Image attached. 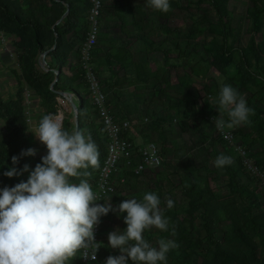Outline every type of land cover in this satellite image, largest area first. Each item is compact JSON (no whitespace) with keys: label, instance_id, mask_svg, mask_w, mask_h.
Masks as SVG:
<instances>
[{"label":"trees","instance_id":"1","mask_svg":"<svg viewBox=\"0 0 264 264\" xmlns=\"http://www.w3.org/2000/svg\"><path fill=\"white\" fill-rule=\"evenodd\" d=\"M205 1L210 3L219 18L218 24L210 22L207 29L211 33V37H209L211 47L207 51L209 63L224 73L228 68L233 67L239 75L237 86L240 90H246L251 95L247 99V105L254 110V114L249 117L251 123L248 124L252 131L245 132V128L241 125L236 139L239 137L247 139L248 143L242 148L247 151L254 166L264 176V162H258L255 158L254 160L252 158L254 156L251 155V148L264 136V41L251 37L245 46L240 37L235 36L232 32V23L225 14L223 0H198V11L203 7ZM105 5L106 0H104L102 18L105 14ZM90 7L91 0H0V30L11 33L20 40L13 45L18 67V72L15 71L19 84L16 96L13 97V102L5 103L0 99V119L6 121L7 128L11 130L9 140L6 143L2 140L0 143V188L5 185L14 186L26 180L29 175L28 172L11 178L3 175V172L7 170L3 166H11L13 155L19 156L21 150L30 147L36 148L35 156H22L19 164L16 165L18 169H22L24 164H28L31 169L40 162V157L47 152L46 147L43 144H35L29 134L28 130L31 125L24 114L25 107L31 105L37 108L41 107L47 114L50 106L57 105L59 95L69 92L74 93L73 95L77 97H74V102L78 106L79 130L91 134L99 151V166L96 169H88L91 172L90 177H71L69 180L70 183L78 184L79 179H87L92 188L95 187L100 169L107 156L108 135L104 126L97 121V109L91 104L89 87L85 82L80 58V48L86 40L89 30L87 18ZM67 10L70 11L69 15L58 24ZM247 15L252 32L258 36L262 33L264 25V0H254ZM103 21L102 19L100 38L103 36ZM197 32L199 33L200 30L195 27L190 34ZM214 34L222 35L221 40L214 37ZM179 37L180 40L176 42L175 46L180 52H184L181 40L188 39L189 35L179 34ZM99 43L93 48L95 63ZM44 54H47L46 67L41 63ZM129 59L130 53L127 48H119L118 54L111 60L107 59V62L114 71L118 64L127 62ZM96 70L98 74V68ZM147 71L144 63H136L129 74L133 73L143 81L148 78ZM56 78L58 80L53 85ZM126 80V76L117 78L114 84L108 80L103 82L100 80L105 91L107 88L110 90L109 96L106 92V102L109 110L119 122L139 117H129L126 112L116 113L110 107L116 102L114 93H112L115 89L114 86L123 85ZM26 91L32 95L35 103L26 101ZM210 96L213 97L214 94L210 93ZM1 110H7V112L1 114ZM227 119L225 113V120ZM153 123L151 120V126L148 125L142 131V138L154 140L149 135L151 130L155 140L163 145L161 157H165L164 167L168 166L172 169L171 162L168 161L169 157L165 152L170 143V134L163 125L157 124L153 127ZM64 127L69 130L75 128L74 114L65 116ZM198 133L208 144V150L212 153V149L217 147L218 141L214 142L213 139H209L203 130L199 129ZM219 140L224 139L221 136ZM214 153L210 156L221 154L217 151ZM239 158L237 166L230 164L222 169H215V172L210 169V164H197L193 160L187 162L181 169L174 171L170 179L172 184H175V179L182 178L176 196L188 211H195L198 214L197 217L182 219L180 210L175 206L167 208L166 196L160 191L161 200L164 202L163 214L169 218L168 235L179 244L178 249L181 251L179 257L170 260L167 254V264H196L199 258L203 259L204 264H264V206L252 184L261 185L263 180L251 172L241 156ZM139 163L140 159L136 158L133 161V166ZM220 171H222V175L219 174ZM128 175L136 179L146 174L136 176L127 171L124 173L123 181L120 177H116V182L120 185L116 186L113 194L104 198L103 203L108 202L110 198V202H112L114 195L121 192L122 187L127 186L125 182ZM220 177H224L222 186L217 185ZM245 177L248 178L247 181H245ZM170 198L173 202L175 201L171 196ZM101 220L103 234L105 227L103 216ZM172 227L175 228L174 236L171 232ZM146 240L153 245L150 240ZM81 251L82 249L66 264H72L73 259L76 260V264H82ZM119 254V250L115 249L113 256ZM103 262L104 260L100 261L99 259L97 264H103ZM129 264H132L130 260Z\"/></svg>","mask_w":264,"mask_h":264},{"label":"rangeland","instance_id":"2","mask_svg":"<svg viewBox=\"0 0 264 264\" xmlns=\"http://www.w3.org/2000/svg\"><path fill=\"white\" fill-rule=\"evenodd\" d=\"M253 2L254 0H223L225 14L232 23V32L240 37L245 46L251 37L264 41V25L262 33L258 36L250 27L247 11L252 8ZM170 7L171 10L164 13L148 7L147 0H106L105 14L102 18L104 20L103 36L97 48L96 64L99 79L102 82L108 80L114 84L117 78L125 76L127 78L125 84L114 86L112 93L116 102L110 106L111 109H114L116 113L126 112L129 117H149L154 122L153 127L161 124L170 134V143L165 152L172 169L168 166L164 167L165 157H162L163 165L146 173L145 176L135 179L128 175L125 182L127 186L122 187L121 192L112 196L111 203L116 206L121 201L131 198L139 201L142 200L145 192H154L160 198V208L163 211L164 202L159 194L162 191L166 196L165 201L171 199V196L175 200L174 206L181 212V218L186 219L197 217L198 214L195 211H188L176 196L182 178L175 179V184H172L170 179L174 171L193 160L197 164H210V169L215 172V169L219 168L215 167L213 162L218 155L210 156L212 153L215 154V151L230 156L233 160L232 165L237 166L240 159L238 149L248 143L245 137L236 139V147L227 144L225 140H219L222 134L213 123V117L218 115V111L207 101L211 97L210 93L214 94L213 99L217 98L221 82H223L236 88L246 101L251 95L237 86L239 75L233 67L228 68L224 73L209 63L207 51L211 47L209 38L211 33L207 29L210 22L219 23L218 15L210 3L205 1L200 11H198V0H170ZM195 27L200 32L190 34ZM179 34L189 35L188 39L181 40L185 54L175 46L180 40ZM215 36L218 40L222 38L219 34H214ZM119 48H127L130 59L118 64L113 71V68L108 66L107 59L111 60L116 56ZM14 62L17 63L16 57ZM136 63H144L148 69V78L143 81L133 73L129 74ZM106 92L109 96L108 88ZM31 102L35 103L33 100ZM29 107V124L32 127L46 113L41 107L40 110L33 105ZM97 121L99 122L98 119ZM242 126L245 132L252 131L248 124ZM199 129L203 130L209 139L218 141L212 153L208 150V144L200 137ZM29 134L35 144H41L33 133L29 132ZM139 134L132 131L128 137L131 138L130 141L139 143ZM149 135L155 140L151 130ZM154 142L160 145L161 150L164 149L162 143L156 140ZM251 155L258 162H264V136L251 148ZM219 174L222 175V171ZM223 178H219L217 185L222 186ZM245 178L247 181L248 178ZM252 184L264 206V184ZM125 215L126 213L110 211L103 216L105 227L99 248L100 261L113 255L115 249L108 245V233L117 228H119L118 231L126 228L123 219ZM143 235L145 239L151 241L153 246H157L156 242L160 238H171L168 231H160L154 227L146 229ZM167 254L170 260L179 257L181 251L173 249ZM72 264H76L75 259ZM196 264H204L203 259L199 258Z\"/></svg>","mask_w":264,"mask_h":264},{"label":"clouds","instance_id":"3","mask_svg":"<svg viewBox=\"0 0 264 264\" xmlns=\"http://www.w3.org/2000/svg\"><path fill=\"white\" fill-rule=\"evenodd\" d=\"M147 6L167 13L170 0H147ZM217 109L213 123L218 131L250 124L254 110L236 88L221 82L218 97L207 100ZM225 113L228 119H224ZM28 131L43 144L47 152L30 169L24 164L18 169L22 156H35L36 148L21 150L11 157V166L3 172L6 177L28 172L26 180L14 186L0 188V264H66L84 249V257L96 259L100 248L94 235V226L110 211L126 213V228L108 233V245L118 249L119 255H109L103 264H167V253L178 249L171 238H160L157 246L144 238L146 229L169 231V218L160 208V198L154 192H145L142 200L125 199L113 206L110 202L96 203L100 197L87 179L70 183L69 178L90 177L89 168L99 166V151L91 134L73 128L66 129L61 113L43 115ZM155 157V145H151ZM214 166L224 168L233 163L230 156L221 153ZM83 170V171H81ZM167 208L174 202L166 201ZM175 235V228H171Z\"/></svg>","mask_w":264,"mask_h":264},{"label":"built area","instance_id":"4","mask_svg":"<svg viewBox=\"0 0 264 264\" xmlns=\"http://www.w3.org/2000/svg\"><path fill=\"white\" fill-rule=\"evenodd\" d=\"M104 10V0H91V7L87 22L89 25L88 34L86 40L80 48V58L81 65L85 74V82L89 87V95L91 99V104L97 109V117L99 122L104 126L105 131L108 135V145H107V156L105 162L100 169L98 179L96 181L93 191L100 197V200L96 203H103L104 198L110 194H113L116 190L117 182L116 177H120L123 181L124 173L130 171L136 176H143L148 172L154 171L161 167L162 157H161V147L156 144L154 140L149 138H143L140 144H136L130 141L128 138V133L132 131L139 132L140 134L148 125L151 124V120L148 117L139 116L133 120H124L119 122L116 117L109 110L107 105V96L104 86L102 85L98 74L97 65L93 61V48L99 43L101 34V23H102V13ZM0 41L5 43L6 37L4 33L0 30ZM12 58L15 56L14 52L9 51ZM41 63L44 64L43 59ZM26 98L28 103L32 100V95L26 91ZM38 99V98H36ZM71 100L74 102V96L71 94L63 93L57 98V105L50 106L47 110L48 113H61L63 116V125L65 122V116L67 114H75L74 106L69 104ZM30 101V102H29ZM30 107L28 106V109ZM28 123H30V109L28 112ZM239 131V127L233 129H224L221 134L227 144L236 147V134ZM155 145V157L151 155L153 149L151 145ZM244 164L251 170V172L257 177L263 180L264 176L261 174L260 170L254 166L249 158L247 151L243 148L238 149ZM138 158L140 163L133 166V161ZM8 169L10 166H3ZM103 223L100 218V223L94 226V235L98 244H100L103 234ZM85 250L81 251V261L82 264H97L99 261V253H96V259L92 260L90 257H84Z\"/></svg>","mask_w":264,"mask_h":264},{"label":"crops","instance_id":"5","mask_svg":"<svg viewBox=\"0 0 264 264\" xmlns=\"http://www.w3.org/2000/svg\"><path fill=\"white\" fill-rule=\"evenodd\" d=\"M2 33H4V36L6 37V41L5 43H2L0 41V99L5 101L6 103L8 101L13 102V97L16 96V91L19 87L18 77H16V73H15V71L18 72V67H17L16 62H14V58H12L11 55L9 54V51L14 52L13 45L17 44L20 40L14 35H12L11 33H6V32H2ZM0 36H2V34H0ZM46 65L47 64H46V58H45L44 67H46ZM67 94L73 95L74 93L69 92ZM25 97H26V94H25ZM74 97L77 98L76 96ZM25 99L27 101V98ZM25 108L26 109L24 111V114L26 118L28 119L29 109L28 107H25ZM5 112H7V110L5 111L1 110V114ZM35 115L36 114H34V116ZM5 117H7L6 114H5ZM7 127H8L7 122L0 119V143L2 140L4 141V143H6L7 140H9L10 138L11 130L10 128L8 129ZM142 137H143L142 135L139 136L138 144L142 142V139H143Z\"/></svg>","mask_w":264,"mask_h":264},{"label":"water","instance_id":"6","mask_svg":"<svg viewBox=\"0 0 264 264\" xmlns=\"http://www.w3.org/2000/svg\"><path fill=\"white\" fill-rule=\"evenodd\" d=\"M69 10H67V12L65 13V15L63 16V18L58 22V24H60L64 19H65V17L66 16H68L69 15ZM54 48H55V46H54ZM46 55L47 54H44L43 56V61L45 62V58H46ZM57 78H56V80L54 81V83H53V85L57 82ZM60 95H63V93H61ZM69 104L70 105H72V106H74V108H75V114H74V116H75V128L76 129H79V121H78V108L74 105V103L71 101V100H69Z\"/></svg>","mask_w":264,"mask_h":264},{"label":"bare ground","instance_id":"7","mask_svg":"<svg viewBox=\"0 0 264 264\" xmlns=\"http://www.w3.org/2000/svg\"><path fill=\"white\" fill-rule=\"evenodd\" d=\"M77 108H78V106H77Z\"/></svg>","mask_w":264,"mask_h":264}]
</instances>
